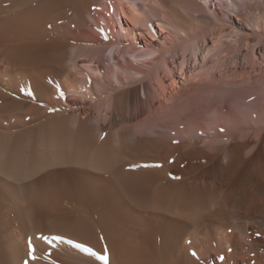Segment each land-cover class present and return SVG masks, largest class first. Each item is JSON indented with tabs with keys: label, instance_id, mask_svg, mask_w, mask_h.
<instances>
[{
	"label": "bare ground",
	"instance_id": "bare-ground-1",
	"mask_svg": "<svg viewBox=\"0 0 264 264\" xmlns=\"http://www.w3.org/2000/svg\"><path fill=\"white\" fill-rule=\"evenodd\" d=\"M107 1L0 0V264H264V0Z\"/></svg>",
	"mask_w": 264,
	"mask_h": 264
},
{
	"label": "rangeland",
	"instance_id": "rangeland-1",
	"mask_svg": "<svg viewBox=\"0 0 264 264\" xmlns=\"http://www.w3.org/2000/svg\"><path fill=\"white\" fill-rule=\"evenodd\" d=\"M180 1V0H179ZM185 1V0H184ZM190 1V0H189ZM193 3H195V6H197L196 8H195V6L192 4V6L191 7H193V8H195V9H193V8H189L190 10H192L193 9V11H192V13L196 10V12L198 11V15L197 14H195V12L193 13L195 16H194V18L196 17V20H198V24H199V22H200V24L201 23H204V24H206V23H208L207 25H209V23H211L212 21H213V13H214V11H215V8H216V10L218 9V11H219V9L220 10H223L224 12H226V13H228L229 11L228 10H230V9H228V7H226V5H225V2H227V0H209V2L208 3H206V4H204L203 2H202V0H191ZM190 1V2H191ZM252 2H253V5H252V3H247L248 5H247V9H246V14H247V16L248 17H250V18H248V19H250V20H253L254 18H257V13H258V11H257V9L256 8H258V6H257V3H256V1H253V0H251ZM102 2L103 3H109V1H107V0H102ZM248 2H250V1H248ZM138 3H139V1H138ZM140 3H142V2H140ZM139 3V4H140ZM180 3H181V5H180ZM179 3V5H178V7L182 10L183 8H185V9H188V5L185 7V4H187V2H184V3H182V2H180ZM138 4V5H139ZM256 4V5H255ZM142 5H143V3H142ZM142 5L140 4V8L143 10V8H142ZM189 5H190V3H189ZM250 5V6H249ZM202 7V8H200V11L198 10V8L199 7ZM254 6V7H253ZM256 6V7H255ZM144 7V6H143ZM182 7V8H181ZM145 8V7H144ZM230 8V7H229ZM202 9H204V11L202 10ZM202 10V11H201ZM257 11V12H256ZM207 12V13H206ZM200 13L201 14H203V15H200ZM257 14V15H255V17H254V14ZM201 18H200V17ZM99 17L100 18H98V20H101V22H103V21H106L105 20V18H103V16H101V15H99ZM120 17H121V20H122V23H123V25H124V27H126L127 25L128 26H130V27H133L132 26V23H130L129 22V20L127 19V18H125V17H123L122 15H120ZM202 17H204V18H202ZM253 17V18H252ZM199 18V19H198ZM252 18V19H251ZM117 18L116 17H114V21H115V23L116 24H114V25H111L110 27H111V32L113 33V35H114V37H116L118 40H121L122 41V44H120V43H118V41L117 42H113V43H109V45H106V47L107 46H112V52L113 51H115V52H117V51H119V49L120 48H122V46H123V50L121 51V55L118 57L120 60H121V64L124 66V62L122 61L123 59H122V55H124L125 57L127 56V54H126V51L128 50V47H127V45H125V44H127L124 40H123V38H122V33H121V30L119 29V23H118V21L116 20ZM156 19H158V18H156ZM202 19V20H201ZM128 20V21H127ZM200 20V21H199ZM254 20H256V19H254ZM66 22V20H59L58 21V23L57 24H61V25H59L60 27H62V32L60 33V35L59 36H57V37H54V39H53V41H55V42H66V40L68 39V37H70V35H68L65 31H64V23ZM129 22V23H128ZM263 23V22H262ZM66 24H68V22L66 23ZM199 31H201L200 29H199ZM64 32V33H63ZM134 33L137 35V38H138V40H139V42H140V45L142 46L141 47V49L138 51V52H140V53H145V52H148L150 49H152V47H157V49L159 48H161V47H164L163 46V43H164V40L165 39H168L169 37H168V35H167V32H166V30L165 31H162V30H160V28L158 27V25H157V22H156V20H155V18L153 19L152 18V30L150 31V32H148L147 30H146V28H139L138 26H134ZM67 34V35H66ZM65 35V36H64ZM154 35V36H153ZM61 38V39H60ZM66 38V39H65ZM64 39V40H63ZM145 40H147V41H149V42H152L153 44H152V47H150V46H148V45H145V43H144V41ZM67 43V42H66ZM212 43H211V41L209 42V45H211ZM167 45H169V43H167ZM125 46V47H124ZM176 49V48H175ZM179 48H177V50H178ZM109 52V51H108ZM108 52L106 53V54H108ZM245 54H246V51H243L242 52V54H240V56H239V68H238V70H241V68H242V66H243V63H244V58H245ZM256 55H257V64H256V66H255V70H262V68H263V70H264V63H262V60H263V57H262V54L259 52V49L257 50V52H256ZM106 58V57H105ZM109 60H108V62L105 60L104 61V63H103V65L105 66V64H107V65H111L112 64V62H111V59L110 58H108ZM78 64L79 65H81V62H78ZM179 64V61H177V65ZM103 65H102V67H100V69L101 70H103ZM154 66V67H157L158 66V63H157V65H156V63H153V64H150V66ZM156 65V66H155ZM153 67V68H154ZM188 67H189V63H188ZM140 68H142V69H144V70H149V69H152V68H150L148 65H143V66H141ZM174 70H176V80L177 81H179L180 82V84H181V82L183 81L181 78H180V76H179V71L177 70V66H175L174 67ZM187 70H189V68L187 69ZM248 70H253V69H248ZM190 73H188V75H189ZM166 84L169 86L170 85V81H166Z\"/></svg>",
	"mask_w": 264,
	"mask_h": 264
},
{
	"label": "snow or ice",
	"instance_id": "snow-or-ice-1",
	"mask_svg": "<svg viewBox=\"0 0 264 264\" xmlns=\"http://www.w3.org/2000/svg\"><path fill=\"white\" fill-rule=\"evenodd\" d=\"M30 94V93H29ZM41 239L51 243L50 240H48L47 237H41ZM52 240H63L62 237H52ZM67 243L72 244L73 247H75L76 249H78L79 251L88 254L89 256H93L96 259L100 260L103 262V264H108V256L107 254H97L96 252H94L90 247H86L85 245L81 244V243H74L73 241H67ZM34 250L32 248V245L29 244V252L28 255L29 257H31L33 260L36 259L35 255L33 254ZM193 255H195V253H193Z\"/></svg>",
	"mask_w": 264,
	"mask_h": 264
}]
</instances>
